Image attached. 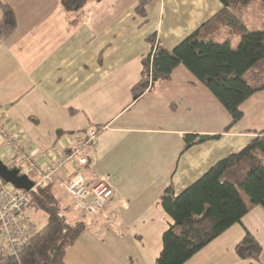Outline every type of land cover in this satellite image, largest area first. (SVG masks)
<instances>
[{
	"label": "crops",
	"instance_id": "1",
	"mask_svg": "<svg viewBox=\"0 0 264 264\" xmlns=\"http://www.w3.org/2000/svg\"><path fill=\"white\" fill-rule=\"evenodd\" d=\"M154 1L159 3V21L156 32L145 39L141 28L148 22V6L142 17L136 3L115 12L101 10L112 0L93 1L86 26V12L83 20H73L72 12L79 11L67 12L62 0H0V22L2 4L14 10L17 22L14 33L0 39L1 160L20 170L31 157L46 170L80 148L79 157L87 163L66 164L52 178L63 206L74 207L64 184L76 172L89 180L104 178L115 190L104 214L82 219L102 235L82 234L67 251L66 264H145L132 258L131 248L143 242L145 227L158 229L162 239L171 223L160 205L164 190L173 185L177 195L182 193L264 130V91L241 105L243 119L226 132L229 114L182 66L169 81L155 84L138 99L126 94L141 81L142 70L140 77L125 73L117 89L116 66L130 65L133 57L142 64L151 51V36L173 50L223 9L219 0ZM227 34L221 40L229 38L232 46L238 36ZM117 91L119 98H128L118 110L108 104ZM138 104L137 112L126 116L127 109ZM95 129L97 135L90 140ZM186 135L219 138L184 151ZM10 139L16 150L11 151ZM28 177L35 183L40 179L34 173ZM29 214L38 231L45 227L38 226L45 218L42 212L30 209ZM112 226L124 227V234L114 228L111 232ZM134 227L142 236L130 232ZM247 234L263 248L258 262L242 260L235 252ZM186 264H264V208H253Z\"/></svg>",
	"mask_w": 264,
	"mask_h": 264
},
{
	"label": "trees",
	"instance_id": "2",
	"mask_svg": "<svg viewBox=\"0 0 264 264\" xmlns=\"http://www.w3.org/2000/svg\"><path fill=\"white\" fill-rule=\"evenodd\" d=\"M92 1L62 0L67 12L84 10ZM154 0H138L137 12L146 17ZM223 9L173 50L149 39L150 53L142 62L141 81L132 88L134 99L151 86L169 81L180 66L208 89L230 116L228 132L243 119L241 105L264 91V0H219ZM0 39L16 30L14 10L1 6ZM253 24V26L248 25ZM227 35L240 38L237 49ZM151 73V81H150ZM219 136L186 135L184 151ZM264 130L239 154L219 161L180 194L169 185L160 205L171 223L162 235V249L156 264H186L208 244L231 227L240 224L255 207L264 208ZM30 209L47 217L18 258L0 255V264H66L67 251L87 231V223L74 208H65L50 183L30 193ZM245 197L248 198L246 202ZM78 215L74 217L73 215ZM235 252L242 260L260 261L263 248L247 234Z\"/></svg>",
	"mask_w": 264,
	"mask_h": 264
},
{
	"label": "built area",
	"instance_id": "3",
	"mask_svg": "<svg viewBox=\"0 0 264 264\" xmlns=\"http://www.w3.org/2000/svg\"><path fill=\"white\" fill-rule=\"evenodd\" d=\"M149 78L151 81V73ZM2 134L6 135V132L2 131ZM96 135L97 132L92 131L90 140L95 139ZM9 145L11 151L16 150L15 142L11 140ZM80 152L81 149L78 148L66 155L56 168L51 166L46 170L38 168L31 157H27L22 163L21 174L27 176L32 173L37 174L40 179L36 185L47 186L52 182L53 175L59 168L71 162H78L81 166L87 163L86 159L79 157ZM64 188L72 199L74 208L85 220L104 214L115 193L114 188L106 179L89 180L81 172H76L64 184ZM30 205V193L18 190L0 180V242L3 255L18 258L22 248L28 245L38 232L29 214Z\"/></svg>",
	"mask_w": 264,
	"mask_h": 264
},
{
	"label": "rangeland",
	"instance_id": "4",
	"mask_svg": "<svg viewBox=\"0 0 264 264\" xmlns=\"http://www.w3.org/2000/svg\"><path fill=\"white\" fill-rule=\"evenodd\" d=\"M137 2H138L137 0H112V2L107 4V7L103 6L101 8V10H104V11H111L112 10L115 12L116 11H122V10L127 11V9L131 6V4L136 3V5H138ZM93 3H94L93 1L91 3H89L84 10H79V12H72V16H71L72 19L73 20H77V19L83 20L84 18H82V13L86 12L87 18L85 17L84 24L86 26L87 25L89 26L90 22H91L92 10L95 7L94 6L95 4H93ZM148 14H149L148 22L145 24L144 27L141 28L142 29V36H144L145 39H147L150 35H152V34H154V32H156L157 24L159 21V3H158V1H153L152 3H150L148 5ZM137 19H139V18H137ZM141 22L142 21L139 19V25H141L140 24ZM218 41L221 42L222 41L221 38L218 39ZM232 41H233V43H232L233 49L236 50L238 47L240 38L239 37L233 38ZM145 46L149 52L148 44H145ZM133 58H135V57H133ZM133 58H131V60H133V61L130 60L131 63L128 66H124V67L119 66V65L116 66L117 72L114 74L113 77L117 78L115 84H116L118 90H119L120 85L122 84L120 77H126V76H124L125 73H130V77H140L141 70H142V64L140 63L139 59L137 60V59H133ZM181 68L185 69L183 66ZM177 77H180V76H177ZM154 86H151L150 89H152ZM131 93H132V91L130 93L127 92V94H126V96L128 98H130V100H132V97H133V94H131ZM130 94L132 95V97ZM111 95H112V93H111ZM111 95H110V101L108 104L113 103L114 104L113 107L116 110H118L121 106H123V104H125L128 101V98H126L124 96L119 98V91H117L116 93L114 92L113 96H111ZM133 99H134V97H133ZM138 108H139V104L136 106H134V105L131 106L130 108L127 109L126 116L135 114L137 112ZM95 131H97V130L95 129ZM262 161L264 163V156H262ZM55 190L58 193L59 197L63 198L62 193L59 191L60 190L59 186H57L55 188ZM245 200H246V202H248L247 197H245ZM43 216L45 218H44V220L40 221V225L38 223L39 227H43L47 223V217L44 214H43ZM73 216L77 217L78 215L74 214ZM79 217L80 216H78L77 219ZM88 220H91V219H88ZM113 228L115 229L114 232H116L117 234H120V235L124 234V230H123L124 227L120 228V227H113L112 226L110 229L111 232L114 230ZM116 228H118V229H116ZM117 230H119V231H117ZM101 231L102 230H97L96 227H91L90 222L87 223V232L88 233H91L92 235H96V236H98V235L101 236L102 235ZM157 231H158V229L154 230V229H150L148 227H145V234L143 236L144 237L143 242L142 243L137 242L138 245H140V246H136L134 248L133 247L131 248L132 249V251H131L132 258L136 257V258L140 259L141 261L144 260L145 264L146 263L147 264H156V260L159 256V253H160L161 248H162V239H161V236L159 235V233ZM130 232H132V233L134 232L137 234L140 233V235L142 236V233L138 230V227L132 228L130 230ZM133 261H135V260H133ZM133 261H132V263H133Z\"/></svg>",
	"mask_w": 264,
	"mask_h": 264
},
{
	"label": "water",
	"instance_id": "5",
	"mask_svg": "<svg viewBox=\"0 0 264 264\" xmlns=\"http://www.w3.org/2000/svg\"><path fill=\"white\" fill-rule=\"evenodd\" d=\"M0 180L14 186L18 190L32 193L37 185L28 176L21 174L19 169H10L0 158Z\"/></svg>",
	"mask_w": 264,
	"mask_h": 264
}]
</instances>
